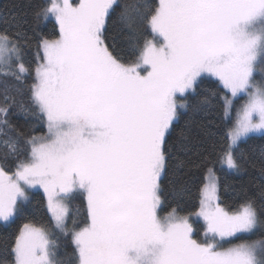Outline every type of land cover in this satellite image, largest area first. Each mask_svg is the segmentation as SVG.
<instances>
[{
    "label": "snow or ice",
    "instance_id": "6c2138e0",
    "mask_svg": "<svg viewBox=\"0 0 264 264\" xmlns=\"http://www.w3.org/2000/svg\"><path fill=\"white\" fill-rule=\"evenodd\" d=\"M113 18L120 42L109 35ZM50 20L58 34L36 40L33 69L27 28ZM0 25V76L12 82L0 87V160L15 166L9 174L0 165V221L24 212L37 186L51 220L25 224L3 264H264V180L233 208L221 203L214 171L257 167L240 142L264 133V79L254 80L264 64V0H44L26 13L0 10ZM206 78L224 90L226 116L247 97L226 140L207 146L210 128L193 119L219 95L201 89ZM14 116L47 134L26 133ZM202 164L211 166L199 210H166L164 178L167 195H179L183 170ZM258 167L264 177V148ZM193 216L204 221L202 240ZM56 233L70 238L65 259ZM241 235L256 238L224 246Z\"/></svg>",
    "mask_w": 264,
    "mask_h": 264
},
{
    "label": "trees",
    "instance_id": "16d2710c",
    "mask_svg": "<svg viewBox=\"0 0 264 264\" xmlns=\"http://www.w3.org/2000/svg\"><path fill=\"white\" fill-rule=\"evenodd\" d=\"M43 2L44 0H0V10H5V14L10 16L13 13L20 14L29 12L31 5ZM2 26L3 25H0V27ZM27 31L29 36L33 37V41L31 46L25 48L24 59L26 63L34 69L38 63L36 40H38L41 35L48 38H54L58 34V29L54 21L50 20L48 22H42L39 27L29 25ZM109 35L114 36L118 42L122 40L119 26L115 24L114 18L109 22ZM148 38H150V36ZM34 75L33 72L32 75L27 77L25 81L26 85H30L33 82ZM4 83H8L9 85L12 84L11 81H5V78L0 76V87H2ZM206 88L218 89L219 95L215 98L214 105L208 114H198L193 117L197 126H207L211 130L212 135L204 139L205 146L212 142H216L217 144L223 143L226 140L225 133L233 123L232 111L228 116L223 112L222 96L225 93L222 88H218V82L214 78H206L201 85V89ZM13 122L30 135H36L43 132L42 123H37L31 118L25 119L23 116H14ZM31 123H36L40 126L35 130L34 128H31ZM180 123L182 125L183 120ZM240 148L256 161V168L248 167L247 170L241 174H234L227 169H222L218 164L215 165L214 168V171L219 178L221 203L226 206L230 205L233 208L243 200L245 192L248 195L257 194L259 185L262 180H264V177H261L260 175L258 167L261 149L264 148V133L249 134L248 137L240 142ZM0 165H2L8 172H12L15 169L13 161L5 162L0 160ZM210 166L211 165L202 164L199 167H191L190 169L183 170V179L187 185V190L179 195H167V190L170 189L169 181L171 177L170 174L165 177L163 180V186L166 189L167 196L166 210L168 206L177 207L180 215H186L190 212L198 211L200 207L199 189L202 187L203 183L206 182V177L208 175L206 169ZM242 189L244 191H242ZM29 199L30 203L26 205V210L24 212L7 223H0V264H3L6 258L11 259L10 249L14 245L15 238L20 234V231L25 224L35 223L37 225L44 224L51 226V220L47 213L43 193L35 190L30 193ZM72 206L74 210L81 209V199L74 200ZM161 213L164 212L162 211ZM78 218H82V216ZM192 224L196 231L194 238L201 240L200 221H192ZM56 237L58 238V258L65 259L67 254L72 252L70 238H65L59 233H56ZM254 238L256 237H246V239ZM246 239L244 238V240Z\"/></svg>",
    "mask_w": 264,
    "mask_h": 264
},
{
    "label": "rangeland",
    "instance_id": "374dc122",
    "mask_svg": "<svg viewBox=\"0 0 264 264\" xmlns=\"http://www.w3.org/2000/svg\"><path fill=\"white\" fill-rule=\"evenodd\" d=\"M71 2H72L73 4H77V3H79V0H71ZM150 38H151V37H150ZM40 55L42 56V52L40 53ZM38 62H39V61H38ZM262 67H264V64H259V65H257V72L254 74V80H255L256 82H260L262 79H264V75H262V74L260 73V71H259V69L262 68ZM246 99H247L246 96H240L239 98H237V99L234 100V106H233V109H232L233 123H234L235 118H236V108L239 107L242 103H244ZM233 123H232V124H233ZM30 126H31V128H34L35 130H37V129L39 128L40 125H39V124H36V123H31ZM42 127H43V132H42V133H38V134H36V136L46 135V134H47V128H46V125L42 124ZM256 133H261V132H256ZM250 134H252V133H250ZM243 139H245V138H243ZM243 139H242V140H243ZM13 171H15V169H14ZM13 171H12V172H13ZM9 174H11V172H9ZM35 190H38V191L42 192L43 195H44V197H45V194H44V192H43V189L40 188L39 186H37V187H35V188H31V189H29V195H30L31 192H33V191H35ZM160 214H161V215H164V213H160ZM195 220L200 221V224H199V226H201L200 239L202 240V239L204 238V235H203V225H204V221H203L202 218H200V217H196V216H193V217L190 218V222H191V223H192V221L194 222ZM0 223H3V222L0 221ZM192 225H193V224H192ZM193 228H194V227H193ZM195 233H196V231H195V228H194V235H195ZM246 237H249V236H248V235H241V236L239 237V239L233 238V239H231L230 241L224 243V246L227 247V246H229L230 244L239 243V242H241V240H244V238L246 239Z\"/></svg>",
    "mask_w": 264,
    "mask_h": 264
}]
</instances>
